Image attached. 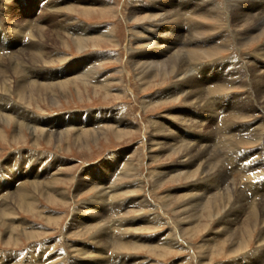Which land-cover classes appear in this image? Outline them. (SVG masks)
Returning a JSON list of instances; mask_svg holds the SVG:
<instances>
[{
	"label": "rangeland",
	"instance_id": "374dc122",
	"mask_svg": "<svg viewBox=\"0 0 264 264\" xmlns=\"http://www.w3.org/2000/svg\"><path fill=\"white\" fill-rule=\"evenodd\" d=\"M62 1L64 0L53 3V6H62L68 0L63 3ZM72 1L73 0H70L71 3ZM97 1L98 0H86L84 2V0H74L75 8L72 12H60V16H55V14L51 12V14H46L49 8L44 3L41 5L40 0H24V2L19 0H0V5L4 6L2 8L8 10L6 12L8 15H5L6 18L4 17L3 19L4 25L2 27V30L5 31L6 38L5 40H0V48H5L6 52L13 48V53H19L21 51V49L18 48L20 45L26 48L28 44L30 46V42L24 43V40L20 41L19 38H16L15 35L11 33L12 27H14L13 25L18 27L17 33H19L20 26L23 24L32 26L30 29L39 27L41 31L40 39H44V42L49 44L47 48L50 54H48L52 56L51 59L49 58L50 60L48 59L50 63L37 64L39 70H43L38 72L47 73L44 75L45 80L51 77V74H54L57 69V71H60V69L66 65H68L69 74L73 75L75 72L79 73L83 71L85 65L92 64L97 67L100 76H102L101 79L104 77V79L107 78L109 80L108 85L110 90H104L105 86L95 87L87 81H84V84L82 81L78 82L76 85L70 84L69 87L64 88L63 91L56 90V95L58 97L56 103L45 98L37 99L38 96L35 95V100L31 99L32 104L30 105V109L32 111L45 118H58L73 114H77L79 117L81 114L84 115L88 112L91 113L98 110H106L108 114H112V112L115 111L116 114L114 116L112 115V119L109 122V124L112 123L114 129H108L105 135H99L96 137V140H93L94 137L89 134L82 139L83 141H81V143L75 141V132L72 130L69 132L68 138H65L61 143L52 140L49 144L45 138H42L39 140L40 145H36L28 129L24 128L17 137L15 136L16 127L14 123L0 121V175L2 176L7 171L5 170V172H2V168L8 166L9 162H13L15 157L18 159L24 156L36 158V156L40 154L42 158H46L48 161L58 157L61 163L57 165L60 170L57 172L58 174L54 181V186L60 191H66L68 193L64 201L52 192H49L52 196L48 199H45V195H33L36 201L33 203V209L30 213L16 209L13 204H11L12 206L10 205L12 208L9 209V211L13 212L14 216H9L7 219L13 217L15 222L19 221L21 224L24 223L28 233L26 232L23 234L21 231L23 227L20 225L12 235H9L6 225H4L6 224V220L0 219V264H29L28 261L30 256L32 257L33 255V258H35L37 256L36 254L42 253V251L44 254L49 248L51 250L48 251L47 255H53L56 258L49 264H70L71 262V264H94L95 262L92 263V260L95 261L94 258L89 257L87 259V256L84 255V257H86L85 259L79 251L80 249L83 250L82 248L86 246L91 247L93 252L96 251V248H94L96 247V245L94 246L95 240L93 239L94 228H91V231L86 230V232L81 229L74 231L71 229V225L75 219L76 225L78 224L77 226L81 224L84 225L86 222L89 223L87 219L88 216L86 217V215L83 216V214H78V210H82L83 213L89 212V206L86 208H84V206L90 204L92 209H94V201L106 207V201L111 199L113 192L105 193L97 199L95 197V191L98 189L91 188L92 190L82 192V194L77 196L74 192V183L75 180L82 176L89 179L94 176L93 174L96 171L98 176L96 177L95 175L94 177H96L97 185L100 189H104L105 185L112 186L114 182L112 183L110 181V177L118 171L119 167L112 166L106 170L101 167V164L105 160L110 161L114 155L122 152L128 153L130 161L128 165L125 163L124 167H122L123 169L120 171L122 173H120V176L122 175V177L115 181V185L117 186H115V188L121 189V194L114 199L116 202L113 201L117 204H122L121 209L123 212L127 213L129 210V213L126 214L127 216L121 214L118 219L119 221H125V219L127 221L129 219L128 222L122 226V232L126 233L124 242L134 240L135 238L134 244H136V246L131 245L118 249H111L114 248V246H111L109 252H107L109 258L117 262L119 261V264H251L250 254L259 253L260 250L262 253L264 250V247H260L264 246L260 237L263 236L262 227H247L243 236H241L239 240L233 241L229 239L230 233L227 234L228 236L224 235L228 232L227 227L220 224L222 216L224 217L227 214V209H229L234 202L235 196H230L231 202L228 206L223 208L219 207L221 208L218 210V213H220L219 215L215 210V206L210 202H208L210 204L201 212L196 208L199 205L198 202V204H195L193 207L190 206L185 210L186 206L182 207V205L187 202L189 197L186 196L187 192H192V190L188 188L192 183L188 182L189 180L185 177L186 174H181L177 177L170 176L160 184L156 181V171H174V169L177 168L176 162L180 161L182 155L178 153H162L160 146L150 149L149 140L152 133L151 125L162 116L168 113L171 114L173 111H178V109L183 106V98L146 106L145 102L148 98L154 99V97H157L159 94L170 90L177 79L175 76L171 75V78L166 77L165 79L156 77L151 82L148 81V78L140 81L129 63V50H140L144 47L140 42L141 38L138 33L145 36L150 35L148 32L142 31L139 25H143L144 27H148L151 24L156 25V28H154L156 31L154 36H156L155 40L158 43H153L156 47L159 43L166 44L168 42L171 44V47L174 48L176 46L175 44L181 42V33L185 32L186 29L182 28L180 32H176L173 28L167 27L169 24L166 25V22L158 24L160 23L159 19H161L160 16V18H157L158 22L152 21V23L151 20H147V23H144L146 12H149L148 15L151 16L155 14L156 11H159L158 9L155 11V6L161 5L162 3L164 4L163 8L165 11L169 8L165 0H99L101 3L104 2L107 4V7L105 6L106 8L104 7L102 9L101 7H97ZM224 1L212 0L213 3L220 5L222 9L219 8L217 9L218 11L214 10V16L204 19V22L215 27L217 25L218 29L221 28L220 30L232 29L233 31L241 32L242 28L240 25H235L236 22L234 18L231 14H228L229 12L227 13L229 8H226ZM196 3L197 0H194V5ZM10 6H12V9L9 10ZM134 6L139 10V14L135 20H131L130 17L133 14ZM2 8L0 9V14H3ZM168 11L173 12L171 10ZM181 13H184V11ZM180 22L182 23L181 20L176 21L177 24H180ZM184 23L185 22L182 24ZM81 25H87L95 30V34L90 36L93 40H91L92 38L87 39V44L83 51L77 48L72 37L63 34V39L60 37L58 38V36L62 35L64 32L63 28L65 29L70 26L79 27ZM60 26L62 27L60 28ZM107 27L111 30V36H114L109 39H107L108 37H106V39L97 38L98 32ZM50 37L51 42L49 43L47 38ZM141 41L145 42L143 40ZM230 42V48L227 47L223 49L212 58L204 60V62L210 63L216 62L217 60L229 59V61L231 60L233 63L238 62L239 65H242V63L250 59L253 54L264 48V38L259 41H254L253 43H247L245 46L241 47V43L237 44L239 41L237 42L235 38ZM54 47L56 50H52ZM63 56L66 60L63 59L59 62L58 60L62 59ZM3 58L6 59L5 57ZM25 61L27 63H32L28 56ZM218 61L216 63H218ZM7 62L8 61H6L4 65L5 68ZM11 70L12 69L8 70L6 74V79H9H7L9 82L6 85L7 91H3L4 88L0 89V97H7L9 103L15 106V101H18L15 94L16 84L21 76H15L13 70L12 72ZM41 77L42 76L39 75L37 79L41 80ZM32 79L35 80L36 76H33ZM198 80H202V78ZM1 87L3 86L0 82V88ZM225 92L235 93L233 94L234 96L224 100L220 107L217 108L216 112H219L221 116L223 115L222 112H226L229 106H231V102L235 103L236 101H241L243 98L245 99V96H250L249 92L241 87L225 90ZM18 103L21 104L23 102L18 101ZM188 110L189 109H186L184 112L182 110L181 119L186 120V113ZM0 112H4L3 108H1V104ZM119 117L126 119L129 125L123 133L116 135L114 130H120L123 127L115 125V121ZM254 117L245 118L242 120V123H239L242 130L248 126V132L251 131L248 135L247 131L242 132L246 137L241 138L243 142H241L237 148L238 152H243L236 157L233 165V167L237 168L239 171L243 166L256 161L255 163H261V172H264V151H262L264 150V138L261 137L257 140V135H253V129L259 128V125L263 123L261 120L262 116L258 114ZM198 118H202L201 115H198ZM208 124L209 123H205V126H199L197 130H201L202 133H204L205 128V132L217 130L216 124ZM254 125L258 126L254 127ZM251 127L253 128L251 129ZM242 133L240 136H242ZM150 154L154 155V160L150 159ZM224 159H226V157H224ZM123 162L125 161L121 163L123 164ZM46 169L48 171H54V166L47 167ZM124 169L125 171L127 169V171L125 172ZM38 170H40V167L34 169V176H36ZM195 172H197V181H204L203 178H205V176L201 175L202 170L196 169ZM233 176L240 179L237 171L232 177ZM239 181L244 183V180ZM14 185H16V183H14ZM138 185L139 187L134 188ZM170 193H178L179 199L177 198L178 200L170 201L166 198ZM54 195L55 197H53ZM201 195L202 197L204 196V194ZM185 196L187 199H185ZM137 197L148 199V208L141 211L140 209L132 208L124 210L127 206L133 205L134 199L135 201L139 200ZM199 197L201 196L199 195ZM199 197L197 199H202ZM255 200H257V198ZM120 201L122 202L120 203ZM153 209H155V211ZM107 215L108 214H105V216ZM105 216L100 214L99 218L103 220ZM153 216L156 218L155 222H153ZM107 217L109 218L110 214ZM10 221L11 220H9V222ZM99 222L100 220H97L96 223H92L96 225ZM110 232V230H107V233ZM129 236H131V238ZM167 236L173 242L172 246L169 248L164 246L163 248L156 249V251H150L148 247L142 249L137 246L142 242L144 246H147L149 243L153 244L159 241L163 245L166 241L161 242V238ZM236 246H238L237 249H235ZM80 257L82 259H80ZM95 264H97V262Z\"/></svg>",
	"mask_w": 264,
	"mask_h": 264
},
{
	"label": "bare ground",
	"instance_id": "6f19581e",
	"mask_svg": "<svg viewBox=\"0 0 264 264\" xmlns=\"http://www.w3.org/2000/svg\"><path fill=\"white\" fill-rule=\"evenodd\" d=\"M19 1L24 2V0ZM40 1L41 5L44 3L49 8V11L46 14L51 12L55 14V16H60V12H72L75 8L74 0L72 3L68 0L62 6H53V3L59 2V0ZM65 1L66 0L62 1V3ZM85 1L86 0H84V2ZM165 1L169 8L165 11L163 8L164 4L162 3L161 5L159 4L158 6H155V11L158 9L163 13L156 11L155 14L149 16V12H146L144 23H147V20L158 22L157 18L160 16V23L158 24L166 22V25L169 24L167 27L173 28L176 32H180L182 28L186 29L185 32L181 33V42L179 44L173 43L176 45L174 48L171 47V44L168 42L166 44L159 43L156 47V45L153 44L158 43L155 40L156 36H154L156 32L154 28H156V25L151 24L148 27L139 25V28L142 29V31L148 32L150 35L145 36L138 33L141 38L140 42L144 47L140 50L132 48V50H129V63L131 67H133L134 73H136V76L140 81L148 78V81L151 82L156 77L165 79L166 77L171 78V75L175 76L177 79V81L171 86L170 90L159 94L157 97H154V99L148 98L145 102L146 106L183 98V106L180 107L178 111H173L171 114L168 113L162 116L160 119L154 121V124H152L153 126L151 125L152 133L149 140L150 149L160 146L162 153H178L182 155L180 161L176 162L177 168L174 169V171H156V181L160 184L170 176L177 177L181 174H186L185 177L189 180L188 182L192 183L190 187H188L192 192H187L186 196H189L188 199L185 196L187 202L182 205V207L186 206L185 210L188 207H193L195 204L199 203L196 208L201 212L208 204L212 203L218 213L219 209L230 204V196H235L234 202L229 209H227V214L224 217L222 216L220 221L221 225L223 224V226L227 227L228 232L224 235L230 233L229 239L237 241L243 236L247 227L253 226L255 228L261 226L263 229V236L260 237L262 244H264V172H261L262 165L261 163H255V161L243 166L240 171L233 167L236 157L243 153H240L237 150L238 145L243 142L241 141V138L246 137L242 132L247 131V135L248 133H251V131L248 132V126L245 128L246 130L240 128L239 123H242L243 119L254 117L258 114L261 115L263 123L262 125H259V128L253 129V135H257V140L261 137L264 138V48L253 54L250 59L244 62L242 61V65H239L238 62L233 63L231 60L229 61V59L217 60L218 63H216L217 61L210 63L204 62V60L212 58L223 49L229 47V44L231 43L230 41L233 38L237 39V42L239 41L237 44L241 43L240 47L264 38V0H223L226 8H229L227 13L229 12L228 14L232 15L236 22L235 25H240L242 28L241 32L233 31L232 29V31L230 29L220 30L221 28L218 29L217 25L215 27L204 22V19L214 16V10L219 8L222 9L220 5L213 3L212 0H197L195 5L194 0ZM97 2V7H101V9L105 6L107 7V4L104 2L101 3L99 0ZM2 7L4 6L0 5V9ZM10 9H12V6H10L9 10ZM2 10L3 14H0V40H5L6 35L5 31L2 30V27L4 25L3 19L5 15H8L6 14L8 10L5 8H2ZM168 10L173 12H169ZM182 11H184V13H181ZM138 14L139 10L134 6L133 14L130 19L135 20ZM177 20H181L182 23H185L182 24L180 22V24H177ZM13 26L11 33L14 34L16 38H19L20 41L24 40V43L30 42V46L28 44L26 48L25 46L22 47V45H20L18 47L21 49L19 53H13V48L8 52L5 51V48H0V82L3 86L0 89L4 88L3 91H7L6 85L9 83V79H6V74L8 70L12 69L15 76H21L18 82L16 81L15 94L18 101L23 103L19 104L18 101H15V106H13V104L11 105L9 103L7 97H0L1 108H3L4 111L0 112V121L14 123L16 127L15 136L17 137L24 128L28 129L33 136L34 144L36 145L39 144V140L42 138H45L49 144L52 140L61 143L65 138H68L69 132L72 130L75 132V141L81 143V141H83L82 139L89 134L94 137L93 140H96V137L99 135H105L108 129H114L112 123L109 124V122L112 119V115H116L115 111L112 112V114H108L106 110H98L91 113L88 112L84 115L81 114L79 117L77 114H73L58 118H45L39 116L36 112L30 109V105L32 104L31 101L35 100V95L38 96L37 99L45 98L56 103L58 101L56 90L63 91L64 88L69 87L70 84L76 85L80 81H82L83 84L84 81H87L95 87L105 86L104 90H110L108 85L109 80L107 78L104 79V77L101 79L102 76H100L99 71L94 64L85 65L83 71L79 73L75 72L73 75L69 74L70 71L68 65L65 67L61 66L62 68L60 71H57V69L54 74L50 73L52 76L45 80L44 75L47 73L38 72L43 70H39L37 64L50 63L49 60L52 56H49L50 53L47 48V45L49 44H46L44 39H40L41 31L39 30V27L30 29L32 26L23 24L20 26L19 33H17L18 27L15 25ZM61 27L62 26H60V28ZM63 31L62 35H59L58 38L60 37L63 39V34L72 37L80 51L85 49L87 39L92 38L90 36L95 34V30L87 25H81L79 27L70 26L65 29L63 28ZM112 36L110 28L107 27L103 28V30L101 29L96 37L103 39L108 37L107 39H109L112 38ZM47 39L50 43L51 37ZM91 40H93V38ZM141 40L145 42H142ZM52 50H56L55 47ZM27 56L32 63H27L25 61ZM63 59H65L64 56L58 61L60 62ZM6 61L8 62L5 68L4 65L6 64ZM39 75L42 76L41 80L37 79ZM33 76H36L35 80L32 79ZM199 78H202V80H198ZM236 87L244 88L249 92L250 96H245V99L243 98L241 101L235 100V103L231 102V106H229L226 112L223 111V115L221 116L219 112H216L217 108L220 107L224 100L231 98L235 93H226L225 90H232ZM186 109L189 110L186 113V120H184L181 119L182 110L184 112ZM198 115H201L202 118H198ZM115 122V125L123 126L120 130H114L116 135L123 133L129 125L127 120L123 119V117H119ZM205 123L216 124L217 130L205 132V128L204 133H202L201 130H197L199 126L204 125ZM255 126L256 125H254V127ZM252 128L253 127H251V129ZM241 133L242 136H240ZM224 157H226V159H224ZM150 159L154 160V155L150 154ZM45 160L46 158H42L40 154H38L36 158L24 156L18 159L15 157L13 162H9L8 166L2 168V172L7 170V173L5 172L2 176L0 175V219L6 220V224L4 225H6L7 233L9 235H12L20 225L23 227L21 230L23 234L28 231L24 223L21 224L19 221L15 222L13 217L7 219L9 216H14V213L9 211V209L12 208L11 204H13L16 209L30 213L33 209V203L36 201L33 195H45V199H48L52 196L49 192H52L62 201H64L68 195L66 191H60L54 186V181L58 174L57 172L60 170L57 167V165L61 163L60 159L55 157L51 161ZM122 161L125 162L122 164ZM129 161L128 153L125 152L114 155L110 161H103L101 167L106 170L112 166L119 167L118 171L110 177V181L112 183L114 182V185H105L104 189H100L97 185L96 177L98 174L96 171L93 174L94 176L96 175V177L92 176L87 179L82 176L75 180L74 192L77 196L82 194V192L92 190L91 188L98 189L95 191V197L97 199L105 193L113 192L111 199L106 201V207L94 201V209H92L90 204L84 206V208L89 206V212L83 213L82 210H78V214L80 213L83 214V216H88L87 219L89 223L86 222L84 225L81 224L82 226H77L78 224L76 225L75 219L71 225V229L74 231L81 229L86 232V230L91 231V228H94L93 239L95 240L94 246L96 245V247L94 248H96V251L93 252L91 247L88 246L83 247V250H79L83 257L85 255L87 256V259L89 257L94 258L95 261L91 259L92 263L97 262V264H107L109 262L108 264H110L111 261V264H119V261L117 262L107 256V252L110 250L109 248L111 246H114V248L111 249H118L131 245L136 246V244H134L135 238L134 240L124 242L126 233L122 232V226L127 223L129 219L127 221L126 219L125 221H119L118 219L121 214H123V216L128 214L129 210L127 213L123 212L121 209L122 204H117L114 200L121 194V189L115 188V181L122 177V175L120 176V171L123 169L122 167H124L125 163L126 165L129 164ZM50 166H54V171H48L46 169ZM36 167H40V170H38L36 176H34L33 172ZM196 169L202 170L201 175L205 176V178H203L204 181H197ZM97 170L101 171L100 169ZM236 171L240 179L236 178V176L232 177ZM125 172L124 174L126 175ZM239 180H244V183H241ZM14 183H16V185H14ZM137 187H139V185L134 188ZM201 194H204V196L202 197ZM55 195L53 197H55ZM199 195L201 197H199ZM198 197L202 199H197ZM166 198L170 201H174L177 198L179 199V196L178 193H170ZM256 198L257 200H255ZM121 202L122 201H120V203ZM132 204L133 205L127 206L124 210L132 208L140 209L141 211L149 206L148 199L143 197L136 201L134 199ZM153 210L155 211V209ZM100 214H103L104 216L105 214H110V217L108 218L107 215L105 216V219L103 218V220H101L99 218ZM219 214L220 213H218V215ZM155 219L156 218L153 216V222H155ZM9 220L11 221L9 222ZM97 220H100V222L94 225L92 222L96 223ZM107 230H110L111 232L107 233ZM129 237L131 238V236ZM162 241L166 242L163 245L159 241L153 244L149 243L150 246L149 244L144 246L141 241L142 243L137 246L142 249L148 247L150 248V251H156V249L163 248L164 246L169 248L173 244L168 236L161 238V242ZM237 247L238 246H236L235 249H237ZM260 247L263 248L264 246ZM49 250L51 249L49 248L48 251ZM48 251L44 254L43 251L42 253L36 254L37 258H33V255L32 257L30 256L28 261L29 264H49L51 261H54L56 258L53 255H47ZM249 257L251 264H264V250L262 253L260 250L259 253L250 254ZM84 258L86 259V257ZM80 259L82 258L80 257Z\"/></svg>",
	"mask_w": 264,
	"mask_h": 264
}]
</instances>
